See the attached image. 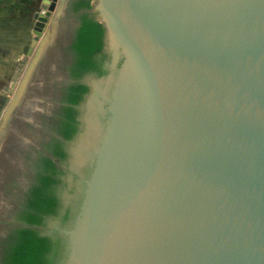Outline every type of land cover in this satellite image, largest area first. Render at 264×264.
<instances>
[{
  "label": "water",
  "instance_id": "95a60500",
  "mask_svg": "<svg viewBox=\"0 0 264 264\" xmlns=\"http://www.w3.org/2000/svg\"><path fill=\"white\" fill-rule=\"evenodd\" d=\"M93 2L109 58L70 153L62 263L264 264V0Z\"/></svg>",
  "mask_w": 264,
  "mask_h": 264
},
{
  "label": "trees",
  "instance_id": "16d2710c",
  "mask_svg": "<svg viewBox=\"0 0 264 264\" xmlns=\"http://www.w3.org/2000/svg\"><path fill=\"white\" fill-rule=\"evenodd\" d=\"M79 24L72 43V60L67 70L69 82L62 88L54 139L48 153H42L36 164L33 182L16 210L17 222L2 241L0 264H63L66 239L59 233L47 234L41 226L50 216L58 215L64 200L60 188L67 183L61 161L68 156L65 140L79 129L78 105L89 92L83 80L87 74L103 75L109 54L105 50V27L96 18L93 0H76ZM67 216V215H66Z\"/></svg>",
  "mask_w": 264,
  "mask_h": 264
},
{
  "label": "rangeland",
  "instance_id": "374dc122",
  "mask_svg": "<svg viewBox=\"0 0 264 264\" xmlns=\"http://www.w3.org/2000/svg\"><path fill=\"white\" fill-rule=\"evenodd\" d=\"M76 25L75 18L64 16L59 18L55 29L51 24L48 26L43 33L47 35L48 45L35 61L22 101L9 117H6L8 106L25 80L34 61L36 47L30 55L22 57L19 71L6 93L0 125V253L2 241L17 222L16 210L34 180L36 164L42 153H48L47 145L55 136L62 88L70 80L67 67L72 60ZM88 77L83 78L86 83ZM82 103L78 105V118ZM76 137L77 132L65 140L68 156L60 162L65 169L70 167V153L75 148Z\"/></svg>",
  "mask_w": 264,
  "mask_h": 264
},
{
  "label": "crops",
  "instance_id": "0c3cea01",
  "mask_svg": "<svg viewBox=\"0 0 264 264\" xmlns=\"http://www.w3.org/2000/svg\"><path fill=\"white\" fill-rule=\"evenodd\" d=\"M54 2L51 10L48 7ZM57 7L58 0H0V125L6 93L19 71V62L23 56L30 55L33 39H42Z\"/></svg>",
  "mask_w": 264,
  "mask_h": 264
},
{
  "label": "flooded vegetation",
  "instance_id": "af4514ba",
  "mask_svg": "<svg viewBox=\"0 0 264 264\" xmlns=\"http://www.w3.org/2000/svg\"><path fill=\"white\" fill-rule=\"evenodd\" d=\"M75 1L76 0L67 1L65 12L62 17L65 16V17L75 18L77 21L76 26H78L79 24L78 14L79 13L73 10V7H74L73 4L75 3ZM87 75L94 76L97 74L94 73V74H87ZM69 169L70 167L69 168L67 167L66 169L64 168L66 173L62 176L63 180L67 183V185H63L59 191L60 196L64 200V205L59 208L60 214L50 216L47 219L46 224L41 226V229L47 234L53 235L54 233H59L60 235H63L62 234L63 228L69 226L74 219V215H75L76 208H77L76 202L79 201L78 200L79 191L74 187V184H73L74 180L76 179V175L72 173ZM71 198H72V202L70 201Z\"/></svg>",
  "mask_w": 264,
  "mask_h": 264
}]
</instances>
